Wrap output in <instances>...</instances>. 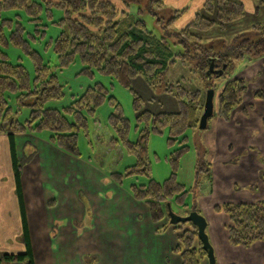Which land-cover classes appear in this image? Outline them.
Listing matches in <instances>:
<instances>
[{"label":"trees","instance_id":"1","mask_svg":"<svg viewBox=\"0 0 264 264\" xmlns=\"http://www.w3.org/2000/svg\"><path fill=\"white\" fill-rule=\"evenodd\" d=\"M148 1L150 11H158L167 0ZM137 2L138 0H0V135H6L9 139L12 169L22 211L21 241L24 247L23 253H0V264H34L22 206L21 169L14 157L15 134L46 131L49 133L50 144L63 153L76 156L78 134L83 132L89 138L88 116L94 117L97 108L103 102H109L116 111L108 120L115 133L112 142L120 143L128 156L136 158V165L128 168L130 174L148 176L150 168L147 144L151 133L161 134L166 129L168 144L178 142L182 145L173 155V164L187 150L184 134L187 130L198 129L204 109V94L200 87L207 91L214 90L215 83L226 77L218 96L217 108L218 116L226 122L232 112L242 105L243 95L248 91L247 82L227 76L235 61L252 63L264 58V26L255 28L256 40L237 38L231 55L217 54L213 48L200 50L201 54L197 56V79L194 78L193 82L168 83L163 86L160 83L169 67L177 64L174 57H178L180 64H184L195 46L190 44L191 40L201 41L193 31H208L214 26L225 28L241 19L245 15L242 0H208L203 10L196 13L176 34L181 40L178 44L184 50L183 54L177 56H173L166 39L153 35L143 21L135 20L132 24L123 26L120 18L125 17L129 6ZM182 14L183 11H175L167 26L175 24ZM160 21L157 20L158 23ZM26 24L33 27V32L26 30ZM47 29L55 31L56 37L53 40L47 38ZM44 41L41 50L36 48V44ZM8 50L16 53L18 58L14 60ZM193 50L197 51L196 48ZM51 54L56 60L52 65L45 60ZM76 61L84 66V72L96 70L115 79L131 93L136 131L139 128L135 143L128 140L129 122L122 115L120 104L115 98L108 96L105 87L99 83L88 87L61 111L46 109L49 102L63 99V87L58 73ZM26 64L31 67V72ZM221 70L222 75L217 76L216 72ZM139 77L150 86H162L164 92L176 101L178 111H143V100L131 88L132 82ZM253 97L254 100L264 101V90L255 92ZM22 108H27L29 114L20 123L16 116ZM249 108L252 109V106ZM212 119L213 116L208 122ZM202 171L206 173L204 169ZM112 176L120 179L113 174ZM261 179L264 184V174ZM132 192L136 201H143L148 206L153 222L164 219L167 204L173 202L184 208L185 199L190 193L175 180L174 174L162 184L149 180L148 185L135 187ZM215 210L227 218L226 235L229 245L249 250L256 244H261L264 264V200L225 203ZM179 226L175 229H179ZM181 226L191 228L178 236L180 247L174 250L180 255L181 264H199L201 260H207L201 244L196 243V228L189 223Z\"/></svg>","mask_w":264,"mask_h":264},{"label":"rangeland","instance_id":"2","mask_svg":"<svg viewBox=\"0 0 264 264\" xmlns=\"http://www.w3.org/2000/svg\"><path fill=\"white\" fill-rule=\"evenodd\" d=\"M167 1L162 9L150 11L148 0H138L137 3L129 6L126 16L120 19L123 26H128L135 20L143 21L147 30L153 35L157 38L166 39L173 56H177L183 54L184 50L182 45L178 44L181 40L176 34L191 20L184 22L181 19L185 18H180L175 24L167 26V22L175 12L171 7L166 6ZM245 5V15L225 28L214 26L208 31H193V34L201 40H191L190 44L195 45L193 49L196 48L197 51L192 49L188 61L184 64H180L178 57H174L177 64L169 67L162 78V82H160L161 85L178 82L188 84V81L193 82L194 78L197 79L196 72L199 62L197 56L204 49L213 48L217 54L231 55L237 38L256 40L255 28L264 26V0H251V3ZM159 19L161 20L160 23L157 22ZM47 26L50 25L47 24ZM26 30L33 32V27L26 24ZM46 34H48L47 38L52 40L56 37L55 31L50 29H47ZM45 41L36 44V48L41 50ZM8 53L14 60L18 58V55L12 50H8ZM45 60L51 65L56 63L53 54L46 56ZM245 65L246 62L235 61L227 78H236L235 74H240ZM26 67L31 72V67L27 64ZM83 68L84 66L76 61L58 73L60 85L63 87V99L49 102L45 106L46 109L61 111L68 107L74 98L80 97L88 87L99 83L105 87L108 92L107 95L115 98L120 104L122 115L129 122L128 140L135 143L138 139L139 128L136 131L131 93L120 86L115 79L104 76L96 70H91V73L84 72ZM262 77V82L256 79H250L247 82L248 91L243 95L244 103H251L254 101L255 92L264 90V76ZM225 78L215 83L213 119L208 122L206 130L192 129L185 132L187 150L179 156L175 164L172 161L173 155L182 145L178 142L169 145L166 129H163L161 134H150L147 144V158L150 168L149 173H147L148 176L146 174H130L128 168L136 165V158L132 155L128 156L120 143L112 142L115 133L109 126L108 120L111 114H116V111L109 102H103L97 108L94 117L88 116L89 138L87 139L83 132L78 134V153L76 156L67 153L64 155L63 152V154L58 153L59 149L50 144L49 133L46 131L27 132L25 135L15 134L14 136H23L18 138L16 142L19 150L22 151L24 148H29L31 152L34 150L33 155H28V152L18 154V164L21 169L20 179L24 194H28L27 197H30L33 203L37 200L48 203L53 201V206L49 209L54 214H50L49 219L52 215L53 217L48 224H46L45 218L43 220L36 217L37 210L35 208L31 212L30 239L33 263L181 264L179 256L173 250L180 247L178 236L191 228L179 226V229L164 230L163 222H166L164 220H167V216L160 222H153L148 206L143 201H136L132 192L135 187L148 185L149 180L162 184L172 174H174L175 180L190 193L185 199L186 206L184 208L178 207L172 202L171 211L186 217L191 212V208H194V211L197 210L196 212L203 216L211 226L217 224V234L219 231L218 237L221 240L220 234L226 233L228 221L215 208L222 206L228 201V198H222L218 192L215 197L212 196L211 184L213 182L210 179V164L205 152L210 147L207 146V142L210 140L211 132L216 129V126H220L219 124L224 126L226 123L217 114L218 96ZM199 84L198 82V86ZM162 86H150L140 77L132 82L131 88L143 100V111L146 110L151 113H175L178 111L176 101L164 92ZM200 90L204 94V106L207 90L203 87H200ZM11 106L15 110L13 104ZM241 108L244 107L240 106L232 112L230 119L233 117L237 120L241 119ZM249 110V106H246L245 113ZM28 114L29 110L22 108L16 116L17 121L23 123ZM246 136L248 135L242 136L244 137L241 141L243 147H246V144H252L251 139L245 138ZM38 142H44L51 146L49 149L56 150L40 152L38 145H35ZM4 145L7 147V143ZM225 148L226 146L223 149L225 150ZM248 151L249 154H247ZM248 151L246 154L249 156L243 154L238 157L241 160L239 161L241 165H255L256 162H261L264 165V161L260 158L261 156L264 159V154H259L257 157L252 152L251 146H249ZM227 156V159L231 157ZM217 157L216 163L219 162L218 160H225L220 155ZM245 159L246 163L244 162ZM203 169L206 171L205 174ZM10 174L11 179H14V172L12 171ZM112 174L120 179L113 178ZM245 189L243 188V190ZM246 192L249 195H245L246 200H253L255 197L261 198L262 195V200H264V191H259L258 185L251 188L247 187ZM255 193L258 194L255 195ZM73 198H77L75 202H73ZM57 201L60 202L54 206V202ZM167 222L169 223V219ZM132 235L139 238V241L134 240ZM12 240L6 243L7 250H0V253L24 252L21 235L14 236ZM19 242L20 244H18ZM196 243L199 244L198 239ZM238 250H234L232 255L228 254V251V253L225 252L223 256L225 264H260L257 247L249 250L242 248ZM221 251L224 253V250ZM199 264H208V262L201 260Z\"/></svg>","mask_w":264,"mask_h":264},{"label":"crops","instance_id":"3","mask_svg":"<svg viewBox=\"0 0 264 264\" xmlns=\"http://www.w3.org/2000/svg\"><path fill=\"white\" fill-rule=\"evenodd\" d=\"M207 1L208 0H168L166 6L171 7L174 11H183L184 15L181 18H185V19H181V20L185 22L188 20H192L196 13L201 12L203 5ZM242 1L244 4V8L246 6L245 4L248 5L249 2L251 3V0H242ZM235 76H237L236 78L243 79L246 82H249L250 79H256L259 81L261 80L262 82L263 80L262 76H264V58L257 60L253 63L246 62V65L242 69V72L240 74L236 73ZM214 96H215V92H214ZM244 102L245 101H243L241 105V107H244L241 108L242 118L237 120L234 119L233 117L230 119V121L224 123V126L222 124H219L220 126H216V129H214L211 132V136L209 135L210 140H208L207 146L210 147L205 152L209 159V164H210L209 165L211 172V174L209 173V175H211L210 179H212L213 182L211 184L212 185L211 194L213 197H215L216 193L218 192L222 195V198H228L227 199L228 201L225 203H253L256 201H260L263 198L262 195L261 198L255 197L253 200H246L245 198L247 197L245 195H248V193L246 192L247 187L251 188L254 185H258L259 191L261 192L264 191L263 190L264 184L261 182V177L264 174V165L261 162L258 163L256 162L255 165H250V164L241 165V162H239L241 160L238 157L242 156L243 154H246V152L249 149V146H251V149L253 150L252 152H254L256 156L259 154H264V122H263L264 101L254 100L251 101V103L249 102L244 103ZM250 105L252 106V109H250L247 113H245V107ZM243 135H248L245 138L249 137V139H251L252 141V144H248V145L246 144V147L245 146L243 147L241 142L242 139H244V137H242ZM20 137L23 136L13 137L14 154H15L14 157L17 162H18L19 153L28 152V155L34 154V150L31 152L29 148L28 149L24 148V150L22 151L19 150V147L16 145V142ZM0 141H1L0 143V236H2L0 237V250L2 251V250H7L6 243H9L10 240L14 239V236L21 235L22 211L19 205L17 182L15 179H11V174H10L13 171V169H12V154L9 146V139L6 135H0ZM3 143L4 144L7 143V147ZM43 143L44 142H40V143L38 142V144L35 143V145L36 146L38 145V148L40 149L38 150L36 146L35 148L40 152L42 151L45 152V150H47V152L50 150L53 151L56 150V149L55 150L49 149V147L51 146H49L46 143L44 144ZM224 146H226L225 150L223 149ZM58 151H57L58 153L61 152L60 150ZM247 154H249V151L247 152ZM219 155L222 156L223 159L225 160L223 161L218 160L219 162L216 163L215 160L216 158H218L217 156ZM227 155L231 156L232 158L230 157L229 159H227L228 158ZM260 158L261 160L264 161L263 157L260 156ZM254 161H256V159H254ZM244 162L246 163V159ZM20 187H21L24 218L26 219L29 237L31 238V229H30L31 212L35 208L37 210L36 217L39 219L42 218L43 220L45 218L47 221L46 224H48L53 217L52 215L49 219L50 214L51 213L54 214L52 210L49 209L51 208V206H53V201L52 203H48L47 201L44 202L42 200H37V202L33 203L31 198L27 197L28 194H24L22 189L21 179H20ZM243 188L246 189L243 190ZM256 194L258 193H255V195ZM232 195L235 196L233 197ZM97 198L101 199L99 196H97ZM76 199L77 198H73L72 199L73 202H75ZM59 202L60 201L54 202V206H56V204H58ZM33 204L35 205L33 206ZM175 214L177 216H180L177 213ZM32 216L35 217L34 214H32ZM167 220H164L166 222H163V224L165 225V226L163 225L164 230H168L170 228L175 230V227L170 226ZM134 230L135 229H133V232H135ZM206 232L209 237L210 243L214 249L216 264H225L223 258L225 252L228 251L229 253L228 252L227 253L232 255L234 254V250L239 251L238 249H241V248H234L229 245V243L227 242L226 233H222V235L220 234L221 240H219L218 237L219 231L217 234V224L216 225L213 224L211 226L208 223ZM7 236L9 237L6 238ZM132 237L134 240L139 241V238H136L134 235H132ZM18 244H20V242ZM255 247H257V254L259 256V261L260 264H262L263 246L261 244H256L251 249H254ZM221 250H224V253H222ZM176 255H178L180 258L179 254L176 253Z\"/></svg>","mask_w":264,"mask_h":264},{"label":"water","instance_id":"4","mask_svg":"<svg viewBox=\"0 0 264 264\" xmlns=\"http://www.w3.org/2000/svg\"><path fill=\"white\" fill-rule=\"evenodd\" d=\"M211 70L212 68H210V71ZM223 70L216 72V75L221 76L223 73ZM213 98H214V91L208 90L205 96L203 114L199 121V126H198L199 130L203 131L207 128V122L213 115V109H214ZM167 218L169 219V225L171 226H177V225L187 224V223L194 226L197 232V239L199 243L201 244L202 251L206 254V259H207L208 264H216V257H215L214 249L206 233L208 223L203 216H201L196 211L190 212L186 217L177 216L171 211L170 205L168 204L167 205Z\"/></svg>","mask_w":264,"mask_h":264},{"label":"flooded vegetation","instance_id":"5","mask_svg":"<svg viewBox=\"0 0 264 264\" xmlns=\"http://www.w3.org/2000/svg\"><path fill=\"white\" fill-rule=\"evenodd\" d=\"M168 205V204H167ZM167 205H166V210H167Z\"/></svg>","mask_w":264,"mask_h":264}]
</instances>
